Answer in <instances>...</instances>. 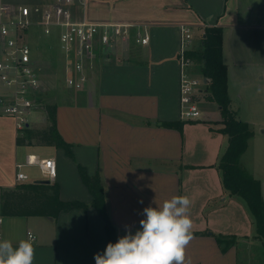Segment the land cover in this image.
I'll return each instance as SVG.
<instances>
[{
	"label": "crops",
	"instance_id": "1",
	"mask_svg": "<svg viewBox=\"0 0 264 264\" xmlns=\"http://www.w3.org/2000/svg\"><path fill=\"white\" fill-rule=\"evenodd\" d=\"M49 1L0 0V6ZM78 9L81 18L94 22L146 25L150 42L138 45L131 39L100 47L86 86L55 103L57 129L72 145L73 157L35 140L18 144L22 133L14 118L0 110V214L5 190L46 178L37 164L24 163L28 154L54 158L57 174L50 183L59 184L60 198L88 205L87 211L73 208L55 217L3 215V240L17 247L31 238L30 231L33 264H95V254H102L110 240L80 177L82 164L101 177L114 234L124 236L125 226L135 234L144 208L187 196L193 239L185 264H240V247L264 246V236L246 200L224 183L220 160L229 135L222 129L220 106L201 98L198 118L181 116L180 26L192 27L190 50L201 48L206 26L223 29L231 106L253 129L239 163L260 180L262 191L253 156L264 140V0H84ZM199 69L194 61L193 73L205 78ZM5 88L0 95L8 92ZM39 120L29 127L49 124L45 116ZM174 121L182 123L164 125ZM20 162L25 181L16 180Z\"/></svg>",
	"mask_w": 264,
	"mask_h": 264
},
{
	"label": "built area",
	"instance_id": "2",
	"mask_svg": "<svg viewBox=\"0 0 264 264\" xmlns=\"http://www.w3.org/2000/svg\"><path fill=\"white\" fill-rule=\"evenodd\" d=\"M84 0H51L43 4H2L0 6V81L8 92L0 95V110L10 115L20 133L35 121L33 113L42 112L41 65L33 54L29 42L32 30L46 38L57 39L65 67V84L76 90L83 89L89 81V71L94 66L98 49L133 40L147 45L150 33L146 25L128 23L94 22L79 16V5ZM181 64L180 101L181 116L196 119L200 116V96L204 92L205 78L193 73L194 60L187 54L193 39L191 25L180 26ZM35 52V51H34ZM26 164H37L46 178L54 180L57 165L54 158L26 156ZM17 163V181L28 175ZM0 240H3L4 216L0 214ZM29 236L33 234L29 231Z\"/></svg>",
	"mask_w": 264,
	"mask_h": 264
},
{
	"label": "trees",
	"instance_id": "3",
	"mask_svg": "<svg viewBox=\"0 0 264 264\" xmlns=\"http://www.w3.org/2000/svg\"><path fill=\"white\" fill-rule=\"evenodd\" d=\"M223 29L218 25L204 28L201 38V48L188 50L187 54L199 63V70L207 79L205 90L200 96L205 100L216 102L222 112V129L229 135L228 147L220 160L223 179L226 187L242 196L258 223V232L264 236V203L261 195V185L258 179L246 172L239 164L240 157L247 147V141L253 134L251 125L240 119L231 106L228 93L227 66L222 57ZM45 111L49 124L45 128L26 127L17 137L18 144H31L35 140L39 144L53 145L64 150L73 157L72 145L65 141L57 129L56 104L46 103ZM181 121L166 122L164 125H181ZM80 177L92 195V205L104 219L105 230L111 243H116L114 228L108 217L104 189L99 173L90 174L86 166L79 164ZM58 183L42 181L18 182L13 188L3 192L1 214L4 216L47 215L58 216L73 208L87 211L88 205L79 200H62Z\"/></svg>",
	"mask_w": 264,
	"mask_h": 264
},
{
	"label": "clouds",
	"instance_id": "4",
	"mask_svg": "<svg viewBox=\"0 0 264 264\" xmlns=\"http://www.w3.org/2000/svg\"><path fill=\"white\" fill-rule=\"evenodd\" d=\"M190 205L187 196H174L144 208L140 229L133 234L125 226L124 236L95 254V264H185V250L193 239ZM34 253L31 238L19 241L17 247L0 240V264H33Z\"/></svg>",
	"mask_w": 264,
	"mask_h": 264
},
{
	"label": "rangeland",
	"instance_id": "5",
	"mask_svg": "<svg viewBox=\"0 0 264 264\" xmlns=\"http://www.w3.org/2000/svg\"><path fill=\"white\" fill-rule=\"evenodd\" d=\"M29 42L33 44L34 51L33 54L38 59L41 65V77H42V87L41 96L44 103L41 113L35 112L33 116L36 120L40 119L39 122H44V116L47 119V113L45 111L46 103H56L62 99L63 95L73 94L77 92L76 89L69 88L65 84V67L62 58L61 49L58 45L57 39L53 36L52 38H43L38 33L29 35ZM5 86L0 81V93L4 90ZM6 89V88H5ZM47 123H49L47 119ZM43 124V123H42ZM48 125V124H47ZM43 127V126H42ZM256 143V142H255ZM252 144V147H254ZM260 149L256 153L254 152V169L256 175L261 179L262 184V199L264 203V140L261 144H257ZM256 145V148H257ZM249 153V152H248ZM251 153L248 159H251ZM249 161H247V164ZM240 164V163H239ZM245 164V166H248ZM242 167V166H241ZM257 167V168H256ZM243 168V167H242ZM247 168V167H246ZM244 169V168H243ZM246 172L251 174L248 170L244 169ZM260 174L261 176L257 175ZM260 182V180H258ZM5 218V217H4ZM247 227V224H246ZM121 236L114 234V238L118 241ZM242 255H238L240 264H264V246L263 244L254 246L246 245L245 248L240 247Z\"/></svg>",
	"mask_w": 264,
	"mask_h": 264
},
{
	"label": "water",
	"instance_id": "6",
	"mask_svg": "<svg viewBox=\"0 0 264 264\" xmlns=\"http://www.w3.org/2000/svg\"><path fill=\"white\" fill-rule=\"evenodd\" d=\"M207 79L205 78L204 81H206ZM39 181L45 182V183H50L51 180L48 178H44V179H40Z\"/></svg>",
	"mask_w": 264,
	"mask_h": 264
}]
</instances>
